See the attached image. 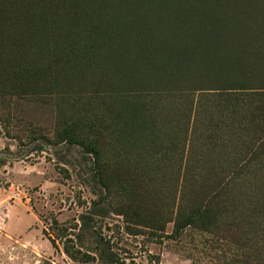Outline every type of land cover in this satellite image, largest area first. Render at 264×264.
<instances>
[{
	"label": "rangeland",
	"instance_id": "1",
	"mask_svg": "<svg viewBox=\"0 0 264 264\" xmlns=\"http://www.w3.org/2000/svg\"><path fill=\"white\" fill-rule=\"evenodd\" d=\"M60 2L0 70V264H264V0Z\"/></svg>",
	"mask_w": 264,
	"mask_h": 264
},
{
	"label": "trees",
	"instance_id": "2",
	"mask_svg": "<svg viewBox=\"0 0 264 264\" xmlns=\"http://www.w3.org/2000/svg\"><path fill=\"white\" fill-rule=\"evenodd\" d=\"M59 2L60 0H0V70L17 73L13 71L14 65L17 64L16 60L12 59L16 52L35 51L39 59L44 60L45 52L58 50L49 46L47 31L54 29L55 36L58 21L61 22V16L58 14L65 7ZM52 62L56 63V59H52ZM235 94L237 93H232ZM83 127L88 129L86 122L85 126L79 125L77 131H83ZM225 186V183L219 182L210 191L198 188L194 192L196 194L194 202L188 206L187 213L177 214L175 228L181 231L194 223L208 225L216 206L213 201L218 197V193L220 195L223 192L221 189L224 190ZM92 210L98 215L105 214L108 210L107 202L100 200H97V203L93 202ZM86 219H89L86 214L79 216L81 226L86 224ZM63 250L68 256L73 257L67 245L63 246Z\"/></svg>",
	"mask_w": 264,
	"mask_h": 264
}]
</instances>
